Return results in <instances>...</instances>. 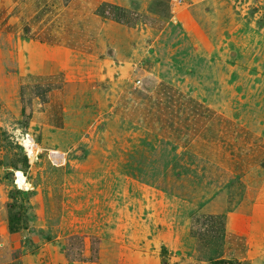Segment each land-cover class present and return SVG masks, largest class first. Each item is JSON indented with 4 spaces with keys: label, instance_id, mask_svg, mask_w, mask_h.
Wrapping results in <instances>:
<instances>
[{
    "label": "rangeland",
    "instance_id": "obj_1",
    "mask_svg": "<svg viewBox=\"0 0 264 264\" xmlns=\"http://www.w3.org/2000/svg\"><path fill=\"white\" fill-rule=\"evenodd\" d=\"M168 2L174 17L139 65L203 98L217 85L216 98L264 133V0ZM15 46L12 38L0 50V264L23 255L35 264H160L162 247L169 264H264V189L230 202L243 213L235 221L246 226L247 257L213 255L207 246L221 249L224 238L191 225L209 216L211 169L99 107V88L68 104L64 128L28 124Z\"/></svg>",
    "mask_w": 264,
    "mask_h": 264
},
{
    "label": "crops",
    "instance_id": "obj_2",
    "mask_svg": "<svg viewBox=\"0 0 264 264\" xmlns=\"http://www.w3.org/2000/svg\"><path fill=\"white\" fill-rule=\"evenodd\" d=\"M173 17L168 0H0V48L5 40L16 42L28 124L64 128L68 104L92 99L99 88V107L107 103L117 118L205 163L212 180L209 216L191 225L224 238L221 249L207 246L213 255L242 261L246 226L235 221L241 210L230 202H246L244 193L251 198L264 189V133L216 98L217 85L209 83L212 93L203 98L139 65L157 52L159 34ZM157 260L161 264L159 253ZM6 264L35 263L23 255Z\"/></svg>",
    "mask_w": 264,
    "mask_h": 264
},
{
    "label": "trees",
    "instance_id": "obj_3",
    "mask_svg": "<svg viewBox=\"0 0 264 264\" xmlns=\"http://www.w3.org/2000/svg\"><path fill=\"white\" fill-rule=\"evenodd\" d=\"M22 113L24 115V111ZM263 167H264V163H263ZM160 261L161 264H169V250L166 247L161 248Z\"/></svg>",
    "mask_w": 264,
    "mask_h": 264
}]
</instances>
